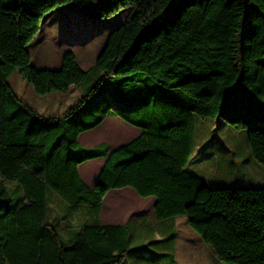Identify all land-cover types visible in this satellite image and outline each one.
<instances>
[{
	"label": "trees",
	"instance_id": "obj_1",
	"mask_svg": "<svg viewBox=\"0 0 264 264\" xmlns=\"http://www.w3.org/2000/svg\"><path fill=\"white\" fill-rule=\"evenodd\" d=\"M95 1L0 0V264H128L127 224L84 223L64 235L48 208L50 191L99 210L108 191L126 186L156 197L157 219L186 215L220 261L264 264V187L212 188L186 168L197 116L247 129L264 167V0H99L100 17L127 14L95 65L82 69L67 50L59 68L33 66L28 44L45 16L69 2L86 14ZM16 69L38 94L74 84L82 95L45 116L12 88ZM88 98L111 101L93 123L79 115L92 108ZM106 116L143 132L110 153L83 146L79 135ZM99 156L107 158L90 188L78 165Z\"/></svg>",
	"mask_w": 264,
	"mask_h": 264
},
{
	"label": "rangeland",
	"instance_id": "obj_2",
	"mask_svg": "<svg viewBox=\"0 0 264 264\" xmlns=\"http://www.w3.org/2000/svg\"><path fill=\"white\" fill-rule=\"evenodd\" d=\"M100 4L99 0L93 2L86 14H83L74 2L53 8L43 19L40 31L30 45L33 49V45L45 36L39 42L40 46H34V55L37 48L48 46L52 50H44L42 55L48 58L53 52L54 61L50 65H55L60 61L62 52L70 50L76 54L83 69L94 66L108 34L127 14V10H122L111 17H100L98 13ZM96 78V72L92 71L85 85L94 83ZM8 81L19 95L35 103L38 111L45 116L53 113L55 109L53 101L63 93L53 91L38 94L18 71H14ZM28 89L29 92H26ZM110 104L111 101L105 98L98 100L88 98L87 106L92 108L87 113L85 108L79 109L81 120L83 123L96 122L106 114ZM247 132V129H233L222 119L197 116L194 153L187 167L193 169L212 188L246 187L244 185L264 187V167L251 155ZM7 185L12 187V184ZM59 213L61 207L55 202L51 203L49 219L57 223L61 229ZM89 215L88 211L80 213L83 224L86 219H90ZM91 215H94V211ZM145 218V220L144 217L142 218L141 224L132 223L130 230L132 252L127 257L128 264H210L207 256L206 259L204 257L206 249L200 248L195 251L189 246L194 236H200L188 224L186 216L180 214L157 219V222L150 214ZM217 262V264H229L220 260Z\"/></svg>",
	"mask_w": 264,
	"mask_h": 264
},
{
	"label": "crops",
	"instance_id": "obj_3",
	"mask_svg": "<svg viewBox=\"0 0 264 264\" xmlns=\"http://www.w3.org/2000/svg\"><path fill=\"white\" fill-rule=\"evenodd\" d=\"M44 38L45 36L44 37L42 36L38 40V42H36L35 45H33V49H34V46L35 47L40 46L39 42H41ZM32 41L33 39L28 44V50L31 54V63L33 66L37 68H59L60 67L62 57L60 61L58 62V64L50 65V63H53L54 61L52 57L53 52L49 54L48 58H45L42 55L44 50H52V49H49L48 46L46 48L45 47L37 48V52H42V53L36 52V55H34L33 49L30 46ZM64 51H67V50H64ZM64 51L62 52L61 55H63ZM88 69H84V70H88ZM15 71L19 72V69H16ZM21 90H24V89L21 88ZM26 92H29V89L26 90ZM62 92L63 93L59 94V97H55V101H53V105L55 108L53 113H50L49 115H46V116L61 115L65 113L69 109V107L73 105L82 95L81 88L74 84L71 85L67 91H62ZM16 94L23 101H25L32 108H34L36 111L39 110L36 108L37 106L35 105V103L30 101V99H27V97L26 98L22 97V95H19L17 92ZM39 113H41V111ZM142 132H143L142 128L132 125L131 123L127 122L125 119H123L120 116H106L99 125L87 131L82 132L78 137V141L83 146L88 147V148L102 146L103 148L108 150V153H110L114 149L136 138ZM106 158H107L106 156H99L96 158L88 159L85 162L78 165V172L80 174V177L87 184L88 187L92 188L93 185L95 184V181L106 161ZM188 163H187V166H188ZM186 168L195 172L191 168H188V167ZM244 186L256 187L257 185L255 186L254 185H244ZM119 189L120 190L112 189L107 192V194L104 196V198L102 199L100 203L99 210L96 205H92V204H88V205L87 204H79V205L68 204L61 197H59L56 193L52 191L48 193V204L50 205L51 203L55 202V204L61 207V213H59V217L61 219V232L64 235H66L72 229H75L83 224L82 223L83 221L81 220V217H80V213H82V211H88L90 214L89 215L90 219H86L85 223H92V222L99 221L101 224H127L129 226V230H131L132 223L134 225L135 223L141 224L142 223L141 220H143L142 218L144 217V220H145L146 219L145 217L148 214H150V216H154L155 221L157 222V217L155 214V204H156L155 196L153 195L141 196L134 188L130 186H126V187L119 188ZM92 211H94V215H91ZM181 215H184V214H181ZM187 222H188V218H187ZM63 223L65 225H62ZM189 246L191 247V249L195 251L200 248L206 249L205 255H204L205 259L207 256V260L210 264L218 263L217 260L219 259L216 257L211 247L208 246L203 241L201 236L200 237L194 236L190 240ZM200 257H202V254Z\"/></svg>",
	"mask_w": 264,
	"mask_h": 264
}]
</instances>
